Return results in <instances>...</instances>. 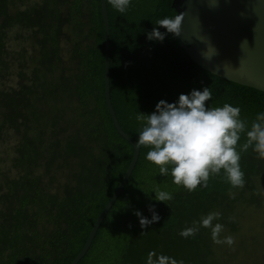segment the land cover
<instances>
[{"label":"trees","instance_id":"16d2710c","mask_svg":"<svg viewBox=\"0 0 264 264\" xmlns=\"http://www.w3.org/2000/svg\"><path fill=\"white\" fill-rule=\"evenodd\" d=\"M105 2L110 101L130 138L138 144L146 122L139 113L205 86L209 107H239L250 130L264 112V92L204 70L171 34L163 42L147 39L153 27L165 32L157 21L173 18L172 0H130L124 13ZM104 65L100 0H0V142L14 140L0 166V264H71L119 186L133 147L107 110ZM245 142L241 134L243 188L222 169L192 192L159 174L146 159L151 147L138 144L128 181L77 264H146L150 251L184 264H222L211 229L189 238L179 233L220 212L213 223L224 225L222 239L246 208L264 206V158L252 148L240 151ZM157 190L173 199L156 201ZM150 204L160 220L141 229L133 213L151 219Z\"/></svg>","mask_w":264,"mask_h":264},{"label":"clouds","instance_id":"9594fccd","mask_svg":"<svg viewBox=\"0 0 264 264\" xmlns=\"http://www.w3.org/2000/svg\"><path fill=\"white\" fill-rule=\"evenodd\" d=\"M110 2L120 13H124L130 4V0ZM183 19L184 13H180L174 18L158 20L157 25L165 29V32L153 27L147 33V39L163 42L168 34L178 37ZM212 51L211 56L207 50L201 54L204 59L211 60L218 54L214 47ZM211 98L212 92L205 86L202 90L193 89L188 94H180L173 103L160 100L151 114L137 115V120L146 121L138 138L139 145L151 147L146 159L159 166V174L164 176L170 173L173 183L182 185L189 192L198 186L206 188L210 174L220 175L222 169L233 187H244L241 155L237 151L241 134H246V142L240 146V151L252 148L260 158H264V112L257 114L249 130L248 122L241 119L239 107L227 103L222 107H209L206 102ZM155 196V200L159 202L173 199L166 191L157 190ZM148 211L151 213V219L144 217L140 211L133 213L139 218L141 229L148 228L160 220L154 204L148 206ZM221 215L220 212H210L199 221L194 220L192 226L183 229L179 235L189 238L195 236L201 227L209 228L215 244L232 246L235 238L229 235L220 239L224 225L213 223L219 220ZM146 264H184V261L150 251Z\"/></svg>","mask_w":264,"mask_h":264},{"label":"water","instance_id":"95a60500","mask_svg":"<svg viewBox=\"0 0 264 264\" xmlns=\"http://www.w3.org/2000/svg\"><path fill=\"white\" fill-rule=\"evenodd\" d=\"M104 29V94L112 123L133 147L131 162L113 195L94 223L86 241L71 264L88 250L106 213L128 181L139 156L138 144L120 127L110 101L109 21L105 0H100ZM173 18L184 13L178 45L198 66L225 80L264 92V0H172ZM243 42V43H242ZM206 60L202 52L213 55Z\"/></svg>","mask_w":264,"mask_h":264},{"label":"rangeland","instance_id":"374dc122","mask_svg":"<svg viewBox=\"0 0 264 264\" xmlns=\"http://www.w3.org/2000/svg\"><path fill=\"white\" fill-rule=\"evenodd\" d=\"M14 48L17 46L14 45ZM13 141L0 142V166H4L3 153ZM262 193L264 197V191ZM237 219L239 222L235 231L227 233L235 238V243L232 246L219 244L216 251L218 259L222 264H264V206H249Z\"/></svg>","mask_w":264,"mask_h":264}]
</instances>
